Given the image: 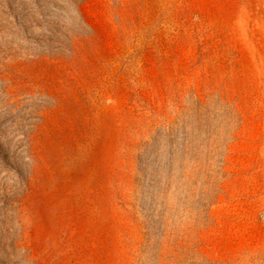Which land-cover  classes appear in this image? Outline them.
<instances>
[{"label":"rangeland","instance_id":"374dc122","mask_svg":"<svg viewBox=\"0 0 264 264\" xmlns=\"http://www.w3.org/2000/svg\"><path fill=\"white\" fill-rule=\"evenodd\" d=\"M0 264H264V0H0Z\"/></svg>","mask_w":264,"mask_h":264}]
</instances>
